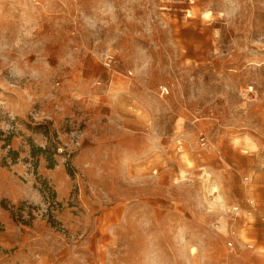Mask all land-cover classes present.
<instances>
[{"label":"rangeland","instance_id":"374dc122","mask_svg":"<svg viewBox=\"0 0 264 264\" xmlns=\"http://www.w3.org/2000/svg\"><path fill=\"white\" fill-rule=\"evenodd\" d=\"M262 215L264 0H0V264H264Z\"/></svg>","mask_w":264,"mask_h":264},{"label":"built area","instance_id":"2783aa9c","mask_svg":"<svg viewBox=\"0 0 264 264\" xmlns=\"http://www.w3.org/2000/svg\"><path fill=\"white\" fill-rule=\"evenodd\" d=\"M108 66H109V64H108ZM249 181H250V179L248 177H245L244 182L248 183ZM247 203L249 204V206L251 208V211H249V213H248V215L251 217L257 212V208H256V205H255V202L252 199H248ZM230 211L232 213H234V214H238V213L242 212V210L240 209L239 206L233 207ZM262 216H263L262 221H263V224H264V215H262ZM231 245H232V243L229 244L230 247H231ZM247 247L252 248L251 245H247Z\"/></svg>","mask_w":264,"mask_h":264},{"label":"bare ground","instance_id":"6f19581e","mask_svg":"<svg viewBox=\"0 0 264 264\" xmlns=\"http://www.w3.org/2000/svg\"><path fill=\"white\" fill-rule=\"evenodd\" d=\"M206 15V14H205ZM208 15H210V14H208ZM207 15V16H208ZM245 140V139H244ZM235 141V140H234ZM238 140H236V142H237ZM246 142L247 143H250L251 141H250V139L249 138H246ZM252 144V143H251ZM250 147V146H249ZM253 148H256L255 147V145H253ZM253 148H251V150H253ZM211 191H212V194H213V196H214V202L215 203H218V204H222L223 203V199H222V197L220 196V194H218V187L216 186V185H213L212 186V189H211Z\"/></svg>","mask_w":264,"mask_h":264},{"label":"trees","instance_id":"16d2710c","mask_svg":"<svg viewBox=\"0 0 264 264\" xmlns=\"http://www.w3.org/2000/svg\"><path fill=\"white\" fill-rule=\"evenodd\" d=\"M47 158H48V160L51 162V160H52L51 157H47ZM52 167H53V165L51 164V165H50V168H52Z\"/></svg>","mask_w":264,"mask_h":264}]
</instances>
